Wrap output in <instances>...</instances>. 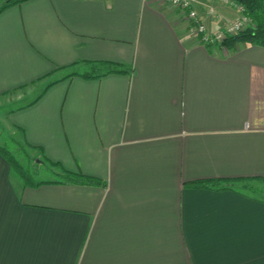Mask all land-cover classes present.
I'll list each match as a JSON object with an SVG mask.
<instances>
[{"label": "crops", "instance_id": "crops-1", "mask_svg": "<svg viewBox=\"0 0 264 264\" xmlns=\"http://www.w3.org/2000/svg\"><path fill=\"white\" fill-rule=\"evenodd\" d=\"M195 1L210 33L241 16ZM108 64L129 72L84 78ZM254 69L264 71V47L205 46L188 14L161 0L1 11L0 108L17 105L10 131L63 178L26 185L0 154V264H264V200L244 184L188 186L264 181Z\"/></svg>", "mask_w": 264, "mask_h": 264}, {"label": "trees", "instance_id": "trees-1", "mask_svg": "<svg viewBox=\"0 0 264 264\" xmlns=\"http://www.w3.org/2000/svg\"><path fill=\"white\" fill-rule=\"evenodd\" d=\"M27 0H11L6 2L4 7L0 8V12L5 8L25 2ZM232 3L240 5L243 8V15L253 21V26L246 31L240 32L237 35L230 36L225 39L220 45L228 50H232L238 43H249L257 46L264 47V0H230ZM207 45V46H212ZM107 68V72L101 74H87L84 75L86 79L100 78L108 74L123 73L126 74L129 71L119 65L108 64L104 65ZM0 154L6 159L9 163L14 174L18 175L21 180L26 183V185L38 186L39 184L34 183L28 177V174L24 172L22 167L17 163L13 155L5 147L0 145ZM64 180L73 184H83L91 186H100L103 184L101 180L83 174L76 173H66ZM247 180L239 179H209L203 181H197L192 184H189V187L196 189H208L214 191H226L233 190L235 191L236 184H245ZM246 186V185H244ZM244 189V188H243Z\"/></svg>", "mask_w": 264, "mask_h": 264}, {"label": "rangeland", "instance_id": "rangeland-1", "mask_svg": "<svg viewBox=\"0 0 264 264\" xmlns=\"http://www.w3.org/2000/svg\"><path fill=\"white\" fill-rule=\"evenodd\" d=\"M228 6L237 8L239 10L241 14L239 18L244 16L243 8L240 5H237L230 1ZM252 26L253 21L251 20L243 31L252 28ZM216 44L221 43H215V45ZM30 99L31 97H28L24 102H20L19 106L20 104H26V102H28ZM7 101L8 100H6V102ZM16 107L17 105L13 104L8 107L0 108V145L10 151L20 167H22L24 172L28 174V177L31 181L39 182L43 180H62L63 177L58 176L54 173L52 165L47 163L44 159L39 158V156H35L33 151L30 150L26 145H24L23 142L16 138V136L12 134V131H10V126L8 125L7 118L9 117V112ZM15 176L17 178H20L16 174ZM244 185H246L242 186L244 189L250 190L251 194L255 195L257 198L264 200V181H254L249 182L248 184L246 182Z\"/></svg>", "mask_w": 264, "mask_h": 264}, {"label": "built area", "instance_id": "built-area-1", "mask_svg": "<svg viewBox=\"0 0 264 264\" xmlns=\"http://www.w3.org/2000/svg\"><path fill=\"white\" fill-rule=\"evenodd\" d=\"M219 3L228 5L230 0H215ZM162 3L167 4L171 7L180 9L188 14V19L194 24L196 34L199 36L201 44L207 46L215 43H222L225 39L230 36L237 35L245 29L247 24L251 21L246 16H243L230 24H228L223 30L217 33H210L206 27L200 22L198 13L194 10L195 0H161ZM213 11L211 10V13ZM251 94L261 95L263 90L264 82V71L254 69L251 71Z\"/></svg>", "mask_w": 264, "mask_h": 264}]
</instances>
